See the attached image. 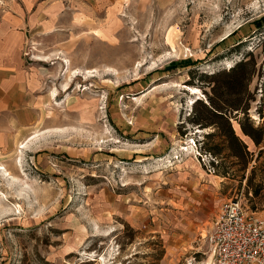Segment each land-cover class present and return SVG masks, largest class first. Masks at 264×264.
<instances>
[{
  "label": "rangeland",
  "instance_id": "1",
  "mask_svg": "<svg viewBox=\"0 0 264 264\" xmlns=\"http://www.w3.org/2000/svg\"><path fill=\"white\" fill-rule=\"evenodd\" d=\"M35 6L42 27L20 55L33 79L21 126L0 122V264L204 262L228 199L264 217V0ZM249 55L253 101L237 120L262 134L256 145L231 121L249 153L243 168L227 149L204 153V143L226 142L190 119L196 99L207 104L199 74Z\"/></svg>",
  "mask_w": 264,
  "mask_h": 264
},
{
  "label": "trees",
  "instance_id": "2",
  "mask_svg": "<svg viewBox=\"0 0 264 264\" xmlns=\"http://www.w3.org/2000/svg\"><path fill=\"white\" fill-rule=\"evenodd\" d=\"M256 65L257 63L252 55H249L248 60L238 61L228 71L222 70L211 74H199L198 82L209 88L208 91L204 92L207 104H204L202 99H196L192 103L193 106L199 104L201 111L198 115L192 116L190 124L201 128L212 127L215 130L207 133L205 138L208 140L217 137L226 142V145L220 143L208 145V143H204L203 152L213 154L216 157L220 155L223 149H227L231 156L243 160V168L247 165L249 153L246 144L236 136L231 121L237 120L240 114L245 116L248 114L249 104L253 101L249 86L256 73ZM195 73L196 71H190V78H193ZM187 85L197 88L192 82ZM237 121L240 123V120ZM240 129L242 134L251 139L256 145L260 144L262 127L253 128V131L259 134L257 138L248 133L242 123H240ZM198 155L202 157L200 153ZM262 189V184H255L254 197H257Z\"/></svg>",
  "mask_w": 264,
  "mask_h": 264
},
{
  "label": "crops",
  "instance_id": "3",
  "mask_svg": "<svg viewBox=\"0 0 264 264\" xmlns=\"http://www.w3.org/2000/svg\"><path fill=\"white\" fill-rule=\"evenodd\" d=\"M40 12L35 0H0V122L7 121L6 128L21 126L15 114L22 112L24 90L33 79L20 55L28 36L37 33ZM0 128L5 125L0 123Z\"/></svg>",
  "mask_w": 264,
  "mask_h": 264
},
{
  "label": "built area",
  "instance_id": "4",
  "mask_svg": "<svg viewBox=\"0 0 264 264\" xmlns=\"http://www.w3.org/2000/svg\"><path fill=\"white\" fill-rule=\"evenodd\" d=\"M206 241V261L187 264H264V217L247 212L241 200L228 199Z\"/></svg>",
  "mask_w": 264,
  "mask_h": 264
},
{
  "label": "bare ground",
  "instance_id": "5",
  "mask_svg": "<svg viewBox=\"0 0 264 264\" xmlns=\"http://www.w3.org/2000/svg\"><path fill=\"white\" fill-rule=\"evenodd\" d=\"M191 91L195 95L199 94V90L197 88H191ZM5 176H7V173L3 170V168L0 167V178H4ZM0 197L1 199L3 198L1 193H0Z\"/></svg>",
  "mask_w": 264,
  "mask_h": 264
}]
</instances>
